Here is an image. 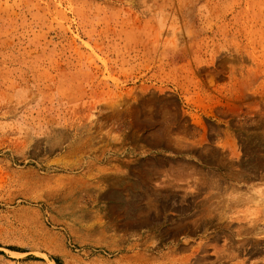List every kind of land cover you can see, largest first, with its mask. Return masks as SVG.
<instances>
[{
    "label": "rangeland",
    "instance_id": "obj_1",
    "mask_svg": "<svg viewBox=\"0 0 264 264\" xmlns=\"http://www.w3.org/2000/svg\"><path fill=\"white\" fill-rule=\"evenodd\" d=\"M0 264H264V0H0Z\"/></svg>",
    "mask_w": 264,
    "mask_h": 264
},
{
    "label": "bare ground",
    "instance_id": "obj_2",
    "mask_svg": "<svg viewBox=\"0 0 264 264\" xmlns=\"http://www.w3.org/2000/svg\"><path fill=\"white\" fill-rule=\"evenodd\" d=\"M216 252V251H215Z\"/></svg>",
    "mask_w": 264,
    "mask_h": 264
},
{
    "label": "flooded vegetation",
    "instance_id": "obj_3",
    "mask_svg": "<svg viewBox=\"0 0 264 264\" xmlns=\"http://www.w3.org/2000/svg\"><path fill=\"white\" fill-rule=\"evenodd\" d=\"M260 248V247H259Z\"/></svg>",
    "mask_w": 264,
    "mask_h": 264
}]
</instances>
